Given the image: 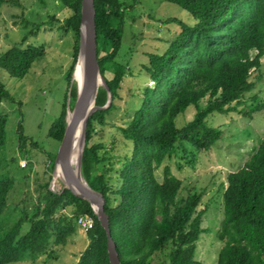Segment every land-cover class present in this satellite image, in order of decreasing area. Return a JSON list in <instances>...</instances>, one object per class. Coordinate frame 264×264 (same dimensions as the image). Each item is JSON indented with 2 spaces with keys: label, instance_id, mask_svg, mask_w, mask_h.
<instances>
[{
  "label": "trees",
  "instance_id": "trees-1",
  "mask_svg": "<svg viewBox=\"0 0 264 264\" xmlns=\"http://www.w3.org/2000/svg\"><path fill=\"white\" fill-rule=\"evenodd\" d=\"M4 1L0 0V5ZM59 1L70 11L59 27L64 32L70 30L75 38L65 72L68 88L77 53L80 0ZM167 1L188 11L194 21L166 17L179 29L163 50L148 52L141 65L152 84L141 88L131 118L119 127L131 148L123 154L116 179L107 175L108 168L101 165L106 159L97 153L101 143L89 140L95 126L103 122L104 111L112 108L122 77L128 74L119 49L132 3L93 0L97 63L111 100L106 108L93 110L86 119L80 172L87 184L103 196L110 236L121 264H151L148 257L167 241L171 247L162 264H201L193 257L194 241L202 229L200 212L195 211L201 193L177 197L180 179L169 166L163 165L161 180L155 178L153 170L178 144L185 141L194 149H206L219 137L220 129L206 124L205 117L213 111L232 110L230 102H238L243 92L253 86L249 72L259 65L264 54V0ZM36 29L38 24L28 32ZM43 52L42 44L15 42L0 53V66L9 75L21 77ZM70 95L74 99L72 82ZM1 96L9 94L0 84ZM106 96L105 87L99 86L95 103L103 104ZM203 97L206 99L200 104ZM189 104L194 107L193 115L177 125L174 116ZM251 110L264 113V101L257 102ZM64 115L63 103L46 131L57 141L63 133ZM3 120L0 116V142ZM17 131L18 139H24L19 123ZM53 157L54 153L48 157L46 170L52 169ZM114 179L117 184H112ZM12 181L0 176V264L35 258L50 242H62L74 229L76 217L83 213L93 218V224L85 230L87 242L74 264H108L106 235L89 202L67 188L50 189L48 180L41 184L43 193L30 212L20 208L18 216L7 223L3 215ZM66 206L71 207L70 213L61 211ZM71 219L73 222H69ZM216 235L222 243L215 264H264V137L242 165L226 175Z\"/></svg>",
  "mask_w": 264,
  "mask_h": 264
},
{
  "label": "rangeland",
  "instance_id": "rangeland-1",
  "mask_svg": "<svg viewBox=\"0 0 264 264\" xmlns=\"http://www.w3.org/2000/svg\"><path fill=\"white\" fill-rule=\"evenodd\" d=\"M123 1L132 3L127 10L119 49V58L127 64L128 74L122 77L112 108L104 111L103 122L95 126L89 140L90 143H101L97 153L106 156L101 165L108 168L107 175L114 178L124 159L123 154L131 148L119 127L126 125L131 118L139 103L141 88L152 84L141 67L146 62L147 53L163 50L179 29L176 22L167 21L166 17L173 16L186 23L194 21L188 11L171 1ZM69 12L59 0H5L0 5V53L19 41L23 45L42 44L44 47L43 55L33 61L21 77L9 75L0 66V84L9 94L0 97V116L4 119L0 176L13 180L3 215L7 223L18 216L20 208L30 212L43 193L42 183L48 180V187L53 190L62 186L61 178L56 177L52 169L46 170L48 157L55 154L59 143L46 131L62 104L65 108L66 105L71 107L74 100L71 95L69 101L66 100L65 72L71 61L75 38L70 30L64 32L59 27ZM35 24L38 29L28 32ZM106 76L110 77L111 73L106 71ZM248 78L253 86L243 92L238 102H230L232 110L213 111L205 117L206 124L220 129L219 137L208 148L194 149L184 141L183 146L178 144L175 151L165 156L153 170L155 178L161 180L163 165L169 166L171 173L180 179L177 197L191 192L201 193L195 211L200 212L199 226L202 229L194 241L193 252V257L201 264H215L222 243L216 232L222 218V190L226 175L240 167L264 137L263 111H250L257 102L264 101V54L260 56L259 65L250 70ZM71 82L76 89L75 82ZM205 99L201 98L199 103H204ZM193 112V105H187L183 112L174 116V122L182 124L191 118ZM18 123L24 139H18ZM111 182L117 184L118 180ZM61 211L70 213L71 207L66 206ZM74 225L62 242H50L35 258L4 264H74L87 242L85 230L77 225L76 219ZM170 247L171 242H165L160 249L153 251L148 261L162 264Z\"/></svg>",
  "mask_w": 264,
  "mask_h": 264
},
{
  "label": "water",
  "instance_id": "water-1",
  "mask_svg": "<svg viewBox=\"0 0 264 264\" xmlns=\"http://www.w3.org/2000/svg\"><path fill=\"white\" fill-rule=\"evenodd\" d=\"M78 62L80 63L81 69V82L78 89H75L72 106L69 107V105H66L65 108V125L53 157L52 170L54 171L55 167L58 166L62 175L61 189L67 188L74 195L84 198L89 202L106 235L108 264H121L117 256L114 241L110 236L107 214L103 209V196L99 191L91 188L87 184L80 172L86 119L93 110L106 108L111 100L110 92L107 89L104 77L99 72L97 63L93 0H80L77 53L66 92L67 102L70 96L72 76L75 73ZM99 86H103L107 90L106 100L100 105L94 101ZM77 125L80 126L77 140V153L76 159L72 163L71 147Z\"/></svg>",
  "mask_w": 264,
  "mask_h": 264
},
{
  "label": "bare ground",
  "instance_id": "bare-ground-1",
  "mask_svg": "<svg viewBox=\"0 0 264 264\" xmlns=\"http://www.w3.org/2000/svg\"><path fill=\"white\" fill-rule=\"evenodd\" d=\"M72 81L75 82L76 84V89H78V86L80 85L81 82V69H80V63H77V67L75 68V73L72 76ZM92 101V100H91ZM90 101V102H91ZM80 126L77 125L75 132H74V136H73V141H72V147H71V160L72 163H74L75 159H76V153H77V140H78V136H79V128ZM54 173L56 174V177H60L62 178V175L59 171L58 166L55 167L54 169Z\"/></svg>",
  "mask_w": 264,
  "mask_h": 264
},
{
  "label": "built area",
  "instance_id": "built-area-1",
  "mask_svg": "<svg viewBox=\"0 0 264 264\" xmlns=\"http://www.w3.org/2000/svg\"><path fill=\"white\" fill-rule=\"evenodd\" d=\"M76 223L79 227H81L82 229L86 230L90 227H92V224H93V218L88 215V214H79L77 217H76Z\"/></svg>",
  "mask_w": 264,
  "mask_h": 264
}]
</instances>
